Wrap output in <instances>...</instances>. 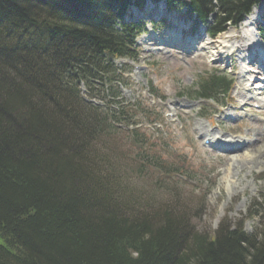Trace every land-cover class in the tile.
<instances>
[{"label": "trees", "instance_id": "16d2710c", "mask_svg": "<svg viewBox=\"0 0 264 264\" xmlns=\"http://www.w3.org/2000/svg\"><path fill=\"white\" fill-rule=\"evenodd\" d=\"M145 1L0 0V264H264V216L253 233L240 220L208 234L176 192L160 202L132 182L178 170L136 126L159 122L155 108L116 99L114 60H135L144 31L123 14ZM260 1L165 3L214 37ZM98 84L112 99L93 103ZM196 84L219 103L232 81L214 70Z\"/></svg>", "mask_w": 264, "mask_h": 264}, {"label": "rangeland", "instance_id": "374dc122", "mask_svg": "<svg viewBox=\"0 0 264 264\" xmlns=\"http://www.w3.org/2000/svg\"><path fill=\"white\" fill-rule=\"evenodd\" d=\"M146 6L147 13L135 17L136 10L129 7L125 15L128 22L144 21L146 33L136 40L135 61L114 60L120 91L116 99L121 105L130 103L128 107L136 103L141 111L153 105L159 122L149 124L138 114L136 126L154 133V151L169 155L170 167L178 170L133 172L132 182L160 202L176 192L199 231L212 234L220 222L241 220L244 230L253 233L264 216V55L256 49L258 30L264 32L263 5L254 6L237 27L228 25L214 39L184 11L168 12L162 1L148 0ZM151 18L163 29H153ZM177 40L181 44L174 47ZM214 70L232 77L231 101L216 104L196 98L199 75ZM95 91V104L104 95L106 101L112 99L105 86L98 84ZM81 93L85 96L83 86ZM130 127H121L125 142ZM206 135L208 145L203 143Z\"/></svg>", "mask_w": 264, "mask_h": 264}, {"label": "bare ground", "instance_id": "6f19581e", "mask_svg": "<svg viewBox=\"0 0 264 264\" xmlns=\"http://www.w3.org/2000/svg\"><path fill=\"white\" fill-rule=\"evenodd\" d=\"M159 2H161V0H158V3H159ZM252 19H253V18H252ZM249 20H250V19H249ZM251 22H252V21H251ZM247 23H248V22H247ZM245 31H246V30H245ZM255 35H256V34H255ZM170 41H172V40H170ZM175 43H176V44H177V43H178V44H181L180 42H178V40H177V42L175 41L174 44H175ZM176 44H175V45H176ZM246 46H247V45H246ZM248 46H249V45H248ZM253 47H254V46H253ZM230 49H231V48H230ZM256 49H257L261 54L264 55V45H263V44H262V45L259 44V46H258ZM257 50H256V51H257ZM206 134L208 135V133H206ZM207 135H206V136H207ZM209 135H210V134H209ZM211 136L214 138L213 140H216V139H215V136H214L213 134H211ZM218 141H220V140H218ZM239 142H241V141H239ZM227 143H228V142H227ZM235 147H237V146H235ZM227 148H228V146H227ZM229 149H230V148H229ZM233 149H234V146H233ZM236 149H237V148H236ZM230 150H231V149H230ZM234 150H235V149H234ZM234 153H235V152H234ZM235 156H239V154H237V155H235ZM241 156L243 157V154H242Z\"/></svg>", "mask_w": 264, "mask_h": 264}]
</instances>
